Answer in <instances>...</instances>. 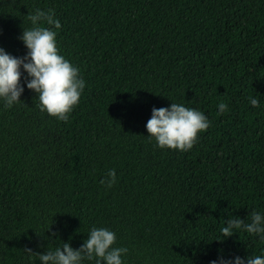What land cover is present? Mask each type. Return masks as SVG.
I'll list each match as a JSON object with an SVG mask.
<instances>
[{"label":"trees","instance_id":"1","mask_svg":"<svg viewBox=\"0 0 264 264\" xmlns=\"http://www.w3.org/2000/svg\"><path fill=\"white\" fill-rule=\"evenodd\" d=\"M37 9L54 11L85 88L67 121L41 112L23 70L22 103L0 98V264L78 250L94 227L128 249L123 264L264 257L257 235L221 242L228 219L264 216V0H0V48L27 54ZM172 103L210 122L190 151L148 136Z\"/></svg>","mask_w":264,"mask_h":264},{"label":"clouds","instance_id":"2","mask_svg":"<svg viewBox=\"0 0 264 264\" xmlns=\"http://www.w3.org/2000/svg\"><path fill=\"white\" fill-rule=\"evenodd\" d=\"M27 19L32 26L23 29L20 37L27 54L18 58L0 48V98L8 108L22 103L20 97L24 92L21 84L23 70L27 74V89L37 94L41 112H46L60 121H67L80 100L85 81L80 78L79 70L58 52L53 28L60 29L61 24L55 18L54 11L37 9L34 14H28ZM250 103L254 108L259 106V101L255 98H250ZM218 109L223 114L227 111V105L221 102ZM209 126L210 122L202 112L172 103L170 108H153L146 129L148 136L155 138L161 149L186 152L193 148L198 134L206 131ZM115 179V170H111L101 183L110 188ZM250 215V222L239 217L228 219L221 228V242L235 235L237 231L257 235L264 240V216L257 212ZM115 241L114 232L94 227L78 250H74L69 243H63L62 248L58 247L45 254L33 253L31 249L24 251L39 256L41 264H82L85 258L93 257L98 258L97 264H123L122 255L128 249L113 247ZM211 264H264V257L248 256L246 261L239 256L233 260L220 257Z\"/></svg>","mask_w":264,"mask_h":264}]
</instances>
